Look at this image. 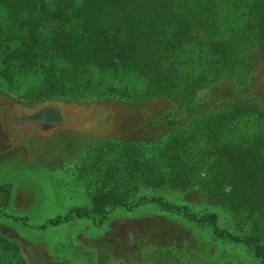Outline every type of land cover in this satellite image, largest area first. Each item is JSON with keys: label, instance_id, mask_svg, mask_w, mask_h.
<instances>
[{"label": "trees", "instance_id": "1", "mask_svg": "<svg viewBox=\"0 0 264 264\" xmlns=\"http://www.w3.org/2000/svg\"><path fill=\"white\" fill-rule=\"evenodd\" d=\"M15 72L39 74L29 96L95 98L137 118L119 151L125 180L50 223L155 201L264 264V0H0V73ZM165 188L215 210L148 194ZM7 245L0 233V264Z\"/></svg>", "mask_w": 264, "mask_h": 264}, {"label": "rangeland", "instance_id": "2", "mask_svg": "<svg viewBox=\"0 0 264 264\" xmlns=\"http://www.w3.org/2000/svg\"><path fill=\"white\" fill-rule=\"evenodd\" d=\"M13 75L0 73V233L8 241L1 264H260L247 244L219 238L210 225L155 201L108 207L105 219L93 212L96 218L50 223L125 180L119 151L122 140L136 139L129 129L137 118L95 98L29 96L39 74ZM49 104L60 115L46 123L38 114ZM148 194L199 215L215 210L191 191Z\"/></svg>", "mask_w": 264, "mask_h": 264}]
</instances>
